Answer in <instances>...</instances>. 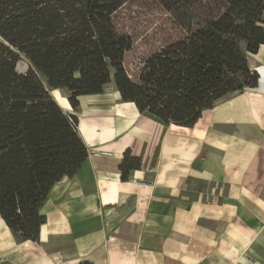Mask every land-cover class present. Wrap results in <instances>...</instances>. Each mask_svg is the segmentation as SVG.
Returning <instances> with one entry per match:
<instances>
[{
    "label": "crops",
    "instance_id": "0c3cea01",
    "mask_svg": "<svg viewBox=\"0 0 264 264\" xmlns=\"http://www.w3.org/2000/svg\"><path fill=\"white\" fill-rule=\"evenodd\" d=\"M259 60L258 86L220 99L191 128L141 113L116 88L79 97L77 109L49 90L77 117L88 158L51 189L37 241L16 238L0 215V264H264ZM126 154L140 167L123 180Z\"/></svg>",
    "mask_w": 264,
    "mask_h": 264
},
{
    "label": "trees",
    "instance_id": "16d2710c",
    "mask_svg": "<svg viewBox=\"0 0 264 264\" xmlns=\"http://www.w3.org/2000/svg\"><path fill=\"white\" fill-rule=\"evenodd\" d=\"M127 1L0 0V215L20 240H38L51 189L88 158L77 117L49 90L77 109L113 81L141 113L191 128L220 99L258 86L247 55L264 46V0H156L185 36L146 59L136 82L124 67L133 42L115 23ZM139 167L126 154L122 179Z\"/></svg>",
    "mask_w": 264,
    "mask_h": 264
},
{
    "label": "rangeland",
    "instance_id": "374dc122",
    "mask_svg": "<svg viewBox=\"0 0 264 264\" xmlns=\"http://www.w3.org/2000/svg\"><path fill=\"white\" fill-rule=\"evenodd\" d=\"M115 23L117 32L131 38L133 42L132 49L125 54L124 67L135 82L146 59L185 36V30L176 23L174 15L156 0H128L116 13ZM247 59L249 67L260 62L259 59H264V46L257 54L247 55ZM30 68L29 60L21 57L17 72L26 74ZM105 89H115L114 82Z\"/></svg>",
    "mask_w": 264,
    "mask_h": 264
},
{
    "label": "built area",
    "instance_id": "2783aa9c",
    "mask_svg": "<svg viewBox=\"0 0 264 264\" xmlns=\"http://www.w3.org/2000/svg\"><path fill=\"white\" fill-rule=\"evenodd\" d=\"M98 155H100L101 157H105V158H108V157H113L114 155L112 153H109V152H97Z\"/></svg>",
    "mask_w": 264,
    "mask_h": 264
}]
</instances>
